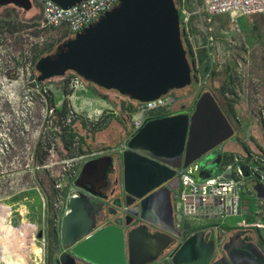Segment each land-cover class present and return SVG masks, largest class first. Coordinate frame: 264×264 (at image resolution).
Segmentation results:
<instances>
[{
  "label": "water",
  "instance_id": "1",
  "mask_svg": "<svg viewBox=\"0 0 264 264\" xmlns=\"http://www.w3.org/2000/svg\"><path fill=\"white\" fill-rule=\"evenodd\" d=\"M53 1L66 8L81 0ZM5 3L17 4L25 10L31 7L30 0H0V4ZM35 69L37 81L73 71L84 80L138 102L184 88L193 78L174 0H119L97 21L64 40L54 54L40 57ZM233 133L232 123L209 90L198 95L191 113L147 118L127 140V147L121 153V195L113 200V204L129 206L128 213L165 232L152 235L144 224L125 231L124 225H129L133 216H128L130 219L127 217L124 225L122 218H117L115 224L97 228L79 195L68 202L69 212L62 219L60 229L61 246L70 247L72 256L92 264H126V240L129 264L152 261L158 250L166 246L168 233L181 236L174 228L172 214L171 191L178 187L174 168L187 166ZM104 158L105 162H111L110 156L84 162L80 177L94 175ZM220 158L221 154L217 152L204 156L200 160L199 179L212 173ZM253 189L256 197L264 200V185L255 182ZM79 215L85 217L83 222L75 221L74 216ZM241 233L240 230L233 232L224 244L227 257L218 262L264 264V255L256 247L257 254L231 250L229 245L236 239L241 240ZM194 236L185 238L173 253L174 264L209 263L208 250L202 251L199 239L198 242L192 240ZM202 236L204 231L200 232L199 238ZM203 244L206 246L208 242ZM69 256V253H63L56 262L63 264L64 258Z\"/></svg>",
  "mask_w": 264,
  "mask_h": 264
},
{
  "label": "rangeland",
  "instance_id": "2",
  "mask_svg": "<svg viewBox=\"0 0 264 264\" xmlns=\"http://www.w3.org/2000/svg\"><path fill=\"white\" fill-rule=\"evenodd\" d=\"M198 3L201 4L202 0H198ZM188 5L189 7H194L193 0H188ZM31 10L33 11L34 19L41 17L40 9L36 5ZM18 15L21 16L22 13L19 11ZM35 31L36 33L31 35L29 29L24 30L22 33V45L15 44L18 50L22 49L26 51V55L30 50L31 42L33 44L35 42L38 43L37 50L39 51L41 48L44 49L51 45H53V51L62 42L58 37V31H42L38 29H35ZM37 33L39 35H36ZM227 49L228 47L222 50L221 47V53L218 56L215 55V64L220 66L228 64L226 52L222 53V51L224 52ZM6 50L8 53L14 50V43L13 45L8 43ZM208 60V58L207 60L205 58L203 64H207L209 62ZM199 64L202 66L201 63ZM32 77L30 71L27 70L22 73L21 78L17 77L15 81H6L4 85L0 86V264H50V255L52 254H55L52 259L53 264H58L56 261L63 254V249L58 238V219L64 209L65 198L70 191V186L73 185V181L79 175L81 167L82 160L80 154L82 152H79L76 145L73 144L75 142L69 144V147H66L68 145L64 141L58 137L55 138V128L59 127L56 121L61 118L58 116L61 103L65 101L66 112L68 105H70L66 95L71 93V90H69L67 85L64 88L68 73L63 75V77H51L42 84V87L46 90V94L51 98H48L46 95L48 108L45 118L46 103L41 98L42 89L40 86L36 87L32 85V83H35L31 81ZM251 86L249 83L246 86L247 88H240V90L226 86L224 91L221 92L222 96L218 95V99L222 102L225 99L233 108L236 107V104L242 105V99L245 100L247 98L248 103L251 100V94L254 93V89ZM86 87L87 90L85 92H75L76 95L81 96L77 99L76 104H81L83 108L81 100L88 99L93 101L94 108H101L103 106L102 108L107 109L112 105L119 111L118 107L114 105V103L119 102V98L121 97L117 91L101 90L105 95L97 96L91 86ZM196 88L197 83L192 78L190 85L181 89H175L173 94L176 96L187 95L195 91ZM50 102L52 106H55L51 113L49 110ZM247 106L250 108V105ZM250 109L249 116L245 119L247 120L246 122H250L252 114H254L255 108L251 107ZM236 115L237 113L235 112ZM114 127L116 128H112L109 135L116 137L115 139L117 140L118 134H123L127 128V122L123 120L122 125L115 123ZM256 130L257 137H254L255 139L249 137L245 143L257 149L260 145L255 143L256 146L254 147L250 143V140L252 139L255 142L257 139L261 145H264V135L258 128ZM36 139L40 144L39 158L42 155L44 159L43 164L31 159L32 146ZM48 146H50V149L47 148ZM244 148L246 147L244 146ZM178 191L179 188L172 190V195H174L172 197L173 203L177 200L175 193ZM242 199L245 216L248 220L253 221L259 218L264 223V217H261V211L264 212V206L260 210L261 207L258 204L259 199L256 195L250 194L248 191H243ZM83 200L86 208L89 209L88 213L92 219L100 216L99 202L90 197H85ZM240 222V217H227L222 222V230L237 231L235 226L240 224ZM202 225V221H193L187 238L195 235L192 237V240L198 242L197 240L199 239L200 242L198 243L202 251L208 250L211 259L219 252L217 248L221 242L215 239L214 231L208 233L203 230ZM25 228L31 230L36 245L42 248L41 260L37 263H33V253L29 250L26 251L30 240L28 236L24 235V231H22ZM14 229L17 230V236L24 238V241L26 240L27 245H23L26 253L18 252V248L21 245L16 242L13 243L15 237ZM201 231H204V236L199 238ZM254 232L256 230L253 231L252 237H256ZM203 242H208V246L206 245L207 248ZM191 249L193 250L194 248Z\"/></svg>",
  "mask_w": 264,
  "mask_h": 264
},
{
  "label": "built area",
  "instance_id": "3",
  "mask_svg": "<svg viewBox=\"0 0 264 264\" xmlns=\"http://www.w3.org/2000/svg\"><path fill=\"white\" fill-rule=\"evenodd\" d=\"M31 1L41 12V17L37 20L38 30L58 31V37L62 41L73 37L75 33L97 21L105 11L110 10L119 3V0H81L64 8L53 0ZM193 2L194 7H189L188 0H176V7L178 9L181 37L191 52L192 75L197 83V89L202 91L207 88L208 76L200 68L198 51L202 49L205 57L212 61L215 59L216 50L221 44L215 34L214 17L221 14H229L231 19H233L236 16L264 14V0H202L201 4L198 3V0H193ZM221 33L225 34L226 31L221 30ZM52 46H49L51 51ZM66 81L71 93L66 95L70 105H68V111L63 121L70 122V120L75 118L76 120L87 122L90 126L89 128H93L99 127L110 116L121 115L112 105L107 109L93 108L91 113L86 110L84 103L83 108L80 104H73L72 106L71 100L75 92H85L87 85L84 79L75 72L69 75ZM40 88L42 89L41 98L46 103V90L42 86ZM121 97L123 96L121 95ZM180 99V97L170 92L146 102L130 101L127 98V102H123V104L128 107L125 110V117L129 122V135L116 146L83 152L80 154L81 165L87 160L105 154L114 153L121 158L122 151L127 147V140L142 126L148 116L151 114L171 113L178 107ZM129 103H132V105H129ZM254 108V114L251 113V130L258 128L264 135V104L257 101ZM49 110L51 113L53 107ZM46 111L47 107L45 105L44 118L47 116ZM252 137L254 138L253 135L250 138ZM236 140L241 141L240 138H236ZM245 140H242V142H245ZM250 143L254 147L256 146L255 143L260 146L256 149L244 143L247 146L246 150L242 153L228 155L219 144L187 166L174 168V176L178 179L179 191L175 193L177 200L173 203V223L174 227L183 234L184 239L189 236L191 223L193 221H202L203 225L201 227L203 230L208 233L214 231L215 239L221 242L217 248L219 250L222 243L227 240L232 232L223 231L222 222L227 217L236 216L240 217L241 220L240 224L235 226L237 230H256V233L264 242V223L259 218L249 221L245 216L243 207L242 192L248 191L250 194L256 195L253 184L260 182L264 185V145H261L257 139L255 142L251 139ZM210 152L221 154L218 166L212 173L203 179H199V173L202 169L200 160ZM32 157L33 154L31 153V159ZM76 179L73 181L74 186H70V191L65 198L64 209L58 219L59 237L62 219L69 212L68 202L72 197L79 196L77 189L80 185L75 183ZM258 204L261 207L260 210H262L264 200L259 199ZM261 217H264V212L262 211ZM173 253L168 250L165 259L170 260Z\"/></svg>",
  "mask_w": 264,
  "mask_h": 264
},
{
  "label": "flooded vegetation",
  "instance_id": "4",
  "mask_svg": "<svg viewBox=\"0 0 264 264\" xmlns=\"http://www.w3.org/2000/svg\"><path fill=\"white\" fill-rule=\"evenodd\" d=\"M31 7L27 10H25L23 7L14 4V3H5V4H0V86L4 85L6 81H15L17 77L21 78V75L24 71H30V75H32V80L35 83L32 85L38 87L40 85L39 81H37L36 77L38 75L37 70L35 69V64L37 62V46L38 43L31 42L30 45V50L26 55V51L22 49H17L15 47V44L22 45V33L24 30H30V34L33 35L36 33L35 29L37 28V20L34 19L33 11L31 8L35 5L31 0ZM22 13V15H18V12ZM26 15V16H25ZM25 17V18H23ZM28 35V33H26ZM37 35V34H36ZM35 35V36H36ZM8 43L10 45H13L14 43V50H11L10 53L7 52L6 47L8 46ZM60 44V43H59ZM59 44L56 46L55 49L58 48ZM54 49V50H55ZM53 50V51H54ZM15 51V52H13ZM25 53V54H24ZM68 76L73 74V71H67ZM65 73V74H66ZM37 74V75H36ZM48 81V79L41 81L42 84L44 82ZM41 84V85H42ZM86 84V82H85ZM88 87L91 86L92 90L95 92V94L98 96H104L101 92V90H112V89H104L102 87L97 86L96 84L89 82L86 84ZM175 89L169 90L170 93H173ZM115 91V90H113ZM127 97V96H123ZM130 101L131 100L129 97H127ZM106 99V98H105ZM48 101L46 100V107L48 108ZM119 103V102H118ZM118 103H114L116 107H118ZM65 106V101L61 103V108ZM66 108V107H65ZM193 109V108H192ZM192 109H189L185 104H180L176 109H174L171 113L169 114H151L148 116V118H157V117H163V116H170L174 115L180 112H188L191 113ZM98 127H93L92 129L95 130ZM129 133L127 134V136ZM130 138V137H129ZM76 145L78 148L79 146L82 149V142L80 143L79 141H76L73 143ZM39 142L36 139L33 143L32 149L37 150L39 147ZM67 145V144H66ZM65 145V146H66ZM66 147H69L66 146ZM50 149V146L47 147ZM98 149V148H96ZM95 150V149H94ZM110 156L111 157V162L107 163L105 162V159L100 161L98 163V167L94 175L92 176H85L83 178L80 177V171L82 168V165L80 167L79 175L78 177V183L80 186H78L77 189V194L82 195H87L90 198H93L97 202H99L100 206V218L102 222H105V224H115L114 220L117 218H122L123 225L126 221V218L128 216H133V214L128 213L126 210L129 208V206H124L122 205L121 207L116 206L113 204V200L117 198L118 196L121 195L120 187H121V181H120V174L122 178V161L121 158L114 154H105V155H100L96 156L92 159L96 158H102ZM98 183L100 184L99 187H95V185ZM178 188V187H177ZM95 190V191H94ZM95 192V193H94ZM94 193V194H92ZM172 194V191H171ZM88 197V198H89ZM171 203H172V214H173V202H172V195H171ZM89 212V209L86 208ZM115 211V214H112V212ZM111 212V213H110ZM108 217L110 218V221H107ZM128 219H130L128 217ZM107 221V222H106ZM104 224V225H105ZM139 224H144L146 231L152 235H155V233L159 232H165L164 230L158 228L157 226L144 222L137 217H134L131 219L129 225H124L125 231L130 230L131 228L139 225ZM175 228V227H174ZM176 229V228H175ZM177 230V229H176ZM242 231L240 234V239L241 240H234L229 246L231 250L234 251V253H243V252H251L253 254H257L255 247L258 249V251L264 255V242L260 237H252L251 235L253 234L252 230H247V229H239ZM178 231V230H177ZM238 231V230H237ZM233 232L228 236L227 240H225L221 248L210 260L208 264H213L215 262L221 261L223 257H227L226 251L224 249V244L229 241L230 237L232 236ZM257 234V233H256ZM169 237L167 238L168 242L166 246L160 250H158V254L156 257L145 264H174L172 261V258L170 260L165 259V255L167 251L169 250L170 252H175L180 245L182 244L184 240V236L181 233V236L178 237L175 234L168 233ZM258 235V234H257ZM59 241L60 237L58 236ZM61 245V243H60ZM63 248V247H62ZM127 249V243H126V248ZM127 251V256H125V262L126 264H129V257H128V250ZM69 253L70 256L64 258L63 264H92L90 262H87L83 260L82 258L74 257L71 254L70 247L64 248L62 250V253ZM72 256V257H71ZM220 264V262H218ZM217 263V264H218ZM60 263V261L58 262Z\"/></svg>",
  "mask_w": 264,
  "mask_h": 264
},
{
  "label": "crops",
  "instance_id": "5",
  "mask_svg": "<svg viewBox=\"0 0 264 264\" xmlns=\"http://www.w3.org/2000/svg\"><path fill=\"white\" fill-rule=\"evenodd\" d=\"M213 26L215 28L216 37L221 42L215 54L218 56L221 53V47L222 50L228 47L226 51H222V53L226 52L228 56V64L220 66L215 64L214 60H208L209 62L207 64H203L206 58L205 53L202 49L198 51V61L202 65L200 68L204 74L208 76V85L203 91H213L218 97V95L222 96L221 92L224 91L226 86L240 90V88L245 89L250 83L252 85L251 87L254 89V93L250 96V102L247 103V98H245V100L242 99V105L236 104L234 109L237 115L236 120L233 122L234 124H232L234 133L230 138L220 144V147L228 155L242 153L247 149V144L242 142V140L244 141L246 139L245 141H247L251 135L255 138L257 137L256 128L251 130L250 122H246L247 120L245 119L248 118L249 111L251 110L250 108L254 107V103L257 101L264 103V14L236 16L233 19H231L229 14H221L214 17ZM221 30L226 31V33L222 34ZM198 92L199 90L196 88L195 91L187 95H178V97L181 98L178 105L185 104L191 109ZM80 97V95H74L71 100L72 106L73 104L78 105L76 101ZM81 101L84 103L86 110L91 113L94 108L93 101L88 99H82ZM119 101L125 103L127 102V98L120 97ZM129 105H132V103H129ZM247 105H250V108H248L249 106ZM102 107L103 106H101V108ZM119 112L121 113L120 116H110L106 118L95 130L89 128L88 123L85 121L75 120V122H73V126L77 127V132L82 139V149L84 152L92 151L96 148L100 149L116 146L125 139L130 132L129 122L125 117V110L119 109ZM238 117L241 118L240 121ZM123 120L127 122V128L124 130L123 134H118L117 141L115 139L116 137L109 135L110 130L116 128L114 127L115 123H120L122 125ZM235 137L240 138L241 141L236 140ZM257 141L260 143L259 140ZM244 146L246 148H244ZM119 178L121 181V174ZM98 185L100 184L97 183L95 187H98ZM99 218L100 216L94 219L97 228L105 224V222H102ZM107 221H110L109 217ZM254 233L256 234V232ZM62 249L64 250V247ZM126 250L125 256H127ZM54 255L55 254L50 255V264H53L52 259Z\"/></svg>",
  "mask_w": 264,
  "mask_h": 264
},
{
  "label": "trees",
  "instance_id": "6",
  "mask_svg": "<svg viewBox=\"0 0 264 264\" xmlns=\"http://www.w3.org/2000/svg\"><path fill=\"white\" fill-rule=\"evenodd\" d=\"M175 1V4H176V0H174ZM37 35H39L38 33H37ZM63 42V41H62ZM61 42V43H62ZM182 42H183V44H184V41H183V38H182ZM61 43L59 44V46L61 45ZM184 47H185V49H186V51H187V58H188V60H189V62H191V60H190V49H189V47H187L185 44H184ZM57 51V49H55L54 51H51L50 49H49V46H47L46 48H41L40 49V51L39 50H37V59H39L40 57H42V56H44V55H47V54H54L55 52ZM37 75V74H36ZM60 77H63V76H60ZM84 82H86V84L87 83H89L90 81H88V80H84ZM39 83H40V86H42L41 84H42V82L41 81H39ZM65 85H67V81L64 83V88H65ZM203 91V90H202ZM202 91H199L198 93H197V96H196V98L198 97V95L202 92ZM212 92V94L214 95V97L216 98V100H217V102H218V104H219V106H220V108L222 109V111H223V113L225 114V116L228 118V120L232 123V124H234L233 122L236 120V116H235V112H234V108L232 107V105L227 101H225V99H223V102L222 101H220L219 99H218V97H217V95L213 92V91H211ZM47 95V97L48 98H50L49 96H48V94H46ZM51 99V98H50ZM193 106H194V104H193ZM51 107H53V110H54V108H55V106L53 105H51V102H50V108L49 109H51ZM118 108L121 110V109H124V110H126V109H128V107H126L122 102H120L119 101V103H118ZM193 108V107H192ZM52 110V111H53ZM68 111V110H67ZM59 114H58V116L59 117H61L59 120H57L56 122L58 123V129H56V132H55V138L56 137H58V138H60L62 141H64L67 145H69V144H71V143H73V142H76V141H79L80 143H81V141H82V139H81V137H80V135L78 134V132H77V127L76 126H73V122H75V118H73L72 120H70V122H66V121H63V119L66 117V108H65V106L64 107H62L59 111ZM66 112V113H65ZM78 151L79 152H84V150L83 149H81V147L79 146L78 148ZM39 152H40V150H39V147L37 148V150H33L32 149V154H33V157H32V159H34L35 160V162H38V163H40V164H43V157H42V155L40 156V158H39ZM33 174H34V171H33ZM38 185L40 186V184L38 183ZM40 188H41V190L43 191V189H42V187L40 186ZM43 193H44V195L46 196V194H45V192L43 191Z\"/></svg>",
  "mask_w": 264,
  "mask_h": 264
},
{
  "label": "bare ground",
  "instance_id": "7",
  "mask_svg": "<svg viewBox=\"0 0 264 264\" xmlns=\"http://www.w3.org/2000/svg\"><path fill=\"white\" fill-rule=\"evenodd\" d=\"M22 212H23V210H22ZM27 218V217H26ZM74 218H75V221L76 222H78V223H80V222H83L84 220H85V217L84 216H82V215H79V216H74ZM14 231V234H15V237H14V240H13V243H18V244H20L21 246L18 248V246H17V248H18V252H25L26 253V251H30L31 253H33V255H34V260H33V263L35 262V263H37V262H39L40 260H41V252H42V248L40 247V246H38V245H36V243H35V239H33V236H32V234H31V230H29V229H24V230H22V231H24V235L25 236H28L29 237V240H30V243L28 244V249L25 251V249H24V247H23V245L25 246V245H27L26 244V240L24 241V238H20L19 236H17L18 234H17V230H13ZM21 231V232H22ZM21 234V233H20ZM23 235V234H22ZM6 238V237H5ZM11 238V237H10ZM8 240V239H7ZM10 240V239H9ZM37 240V239H36ZM4 242H6V241H4ZM11 243V242H10ZM8 244V243H7ZM17 245V244H16ZM6 247V246H5ZM16 248V249H17ZM14 251H15V249H14ZM16 255V254H15Z\"/></svg>",
  "mask_w": 264,
  "mask_h": 264
}]
</instances>
